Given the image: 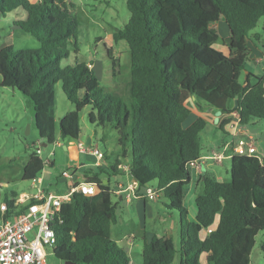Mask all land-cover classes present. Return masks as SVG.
I'll return each instance as SVG.
<instances>
[{"label": "trees", "instance_id": "1", "mask_svg": "<svg viewBox=\"0 0 264 264\" xmlns=\"http://www.w3.org/2000/svg\"><path fill=\"white\" fill-rule=\"evenodd\" d=\"M108 3V0H93ZM128 20L112 31L114 42L127 44L130 64L126 91L129 106L105 90L85 61L62 65L70 45L76 47L79 23L72 0H0V15L23 11L14 19L39 47L0 48V87L17 89L30 99L34 125L42 143L77 139L79 112L90 107L91 124L112 125L118 133L120 154L107 165L85 170L82 179L98 184L86 196L72 192L53 216L54 255L61 264H128L124 249L110 236L116 220L110 178L125 172L136 188L154 182L162 188L166 211L180 217V240L153 235L143 244L142 264H251L256 235L264 236V162L234 154L229 180L200 175L202 191L194 198L195 216L185 206L190 184L187 165L202 153L200 132L205 120L188 123L193 98L222 113L238 111L242 124L264 122V76L240 81L247 57L246 38L264 18V0H126ZM223 18L228 29L225 54L214 46L218 34L212 23ZM60 82L75 109L55 118V91ZM236 101V103H235ZM123 165L127 170H123ZM34 152L23 166L22 178L31 180L43 170ZM12 193L7 200L11 207ZM205 236L200 231L216 219ZM264 251V244L261 245ZM205 255L204 262L201 256Z\"/></svg>", "mask_w": 264, "mask_h": 264}, {"label": "rangeland", "instance_id": "2", "mask_svg": "<svg viewBox=\"0 0 264 264\" xmlns=\"http://www.w3.org/2000/svg\"><path fill=\"white\" fill-rule=\"evenodd\" d=\"M72 1L76 2L74 11L79 23L77 45L76 47L69 46L70 54L68 58L62 60V65L74 64L79 61L87 62L105 90L113 93L129 106L130 99L126 91V84L130 76L129 50L124 41L114 42L111 34L113 29L121 28L128 20L129 12L126 8V0H108L109 4L93 0ZM260 20H264V18ZM214 29L216 32L218 31L216 26ZM7 44L22 49L39 47V42L33 36L21 28L9 26L6 20L0 18V48ZM214 46L219 47L218 42ZM250 64L252 62L247 60L245 69ZM243 80L244 72L240 76V81L243 82ZM74 109V104L66 98L60 82H58L55 91L56 121ZM89 111L91 108L85 107L79 112L80 134L77 139L59 138L58 127H56V141L60 144L53 143L44 146L34 125V113L30 99L15 88L0 87V201L4 198L9 199L12 190L29 191V180L22 178L23 161L29 158L37 146L41 148L40 157L43 160L48 156L52 160L51 165L44 164L40 173L43 180L42 186L57 194L63 193L68 183V180L60 175L62 170L73 173L97 167L94 165L95 157L81 151L78 148V142L87 148L96 146L98 150L109 156L110 161L119 156L117 131L108 123L104 125L91 124L87 117ZM248 124L251 129L258 130L259 133L263 132L262 125L264 123L262 120L255 119L254 123L249 122ZM206 130L209 131L208 128ZM200 135L203 143L202 150L213 145L212 140H208L204 132H201ZM102 160L105 163L108 162L104 157ZM229 165L230 160L225 159L223 165H215L212 162L211 167L217 171V176L220 179L229 180ZM198 181H200V177H198ZM150 185L155 186L154 182ZM185 194L186 203L193 210L194 193L186 190ZM162 200L165 201L164 198ZM171 213L177 215L176 211H171ZM188 216L190 217V215ZM150 225L151 223L147 219V228H150ZM128 227L135 232L139 231V220L136 216L130 220ZM255 239L256 244L250 259L252 261L253 257L257 256L258 264H264V251L261 248V245L264 244L262 232H258ZM175 241L178 246L177 240ZM201 259L204 261V255ZM47 264H61V262L51 254L47 257Z\"/></svg>", "mask_w": 264, "mask_h": 264}, {"label": "crops", "instance_id": "3", "mask_svg": "<svg viewBox=\"0 0 264 264\" xmlns=\"http://www.w3.org/2000/svg\"><path fill=\"white\" fill-rule=\"evenodd\" d=\"M29 1L34 3V2H38L39 0H29ZM73 2L76 5V2L75 1ZM107 4H109V2ZM12 14H14V16H12ZM12 14L9 13L4 17L0 16V18L6 20L8 25L11 26L12 20L21 19L24 17L23 11H15ZM211 25L212 27L216 26L218 30L217 32L219 33V34L217 33L219 47L216 46L215 47L221 50L223 53L228 54L229 50L227 44L230 33L224 19L220 18ZM246 46H247V57L245 63L247 60H249L252 62V64H250V66H248L247 69H245V64H244V70L242 72H244V80L245 77L248 76L249 81L254 82L255 80L251 77V74L254 76H264V20H259L255 28H253L250 31L248 37L246 38ZM244 80L242 83H244ZM186 104L190 109V115H189L190 119L188 123H190L197 117H202L205 120L206 124L201 132H204L207 135V139L212 140L213 142L212 146L205 147L202 150L201 152L202 154H206L212 149L219 148L229 140L230 134L227 124L230 120L229 115L232 112L222 113L214 109L213 107L209 106L205 102H201L200 107H198L194 104L193 98H188L186 100ZM254 121L255 119L252 120L251 122L254 123ZM207 128L209 129V131L206 130ZM242 128L243 131H245L246 133L245 134L240 133L239 137L247 138V136H253L256 141V148L258 152L261 155H264V125H262L263 132L260 133L258 132V130L255 131L254 129H251L249 127V124H243ZM200 140H201V135H200ZM201 144H203L202 141ZM28 159L23 161V166L28 161ZM211 164L212 162L207 161L202 166L201 172L198 176L194 171L192 170L190 171V184L187 190L193 191L194 193L193 200L195 196L202 191V183L201 181H198V177L200 175L206 173L212 176V174H214L215 178L220 179V177L217 176V171H214L212 169ZM94 165H102L103 167H106L107 163H105L102 159L96 160L95 158ZM215 165H223V163L215 164ZM84 171H76L74 173L78 178H82L81 175ZM110 182L112 189V200L116 206V211H115L116 220L110 226V236L124 249L128 257V261H129L128 264H142L143 244L145 242H149L153 237V235L169 236L173 239L174 245L176 246L175 240H177V245H178L180 240V217L178 216V214L174 215L173 213H169L168 211H166L164 207V203H162L165 201L162 200V198H159L158 200H151L146 198L143 199V198L127 197L126 192L123 190V188L117 189L120 185L122 187H125L127 184H133V186L136 188L133 179L126 172L121 175L112 176L110 178ZM67 185L68 184H66V189L68 187ZM117 190H119V192H117ZM33 191L34 188L30 183L29 191L22 190L20 192H17L15 190H12L10 191V197L12 193L15 194L13 196V199H15L21 192L32 193ZM7 200H8L7 198H4L0 202ZM185 204L188 210V214L190 215V218H194L196 211L195 205L193 210L190 207H188L186 203V194H185ZM135 216L139 220V231L137 232H135L133 229H129L128 227L130 220H132ZM147 219H149L151 223L150 228H147L146 226ZM217 219L218 217H216L215 221L210 226L200 231V235L202 237L208 234L212 229L216 228ZM130 236L133 237L132 239L129 240ZM201 261L204 262L202 259ZM176 263L178 264V255L174 257L171 264H176ZM251 264H258L257 256L253 257Z\"/></svg>", "mask_w": 264, "mask_h": 264}, {"label": "built area", "instance_id": "4", "mask_svg": "<svg viewBox=\"0 0 264 264\" xmlns=\"http://www.w3.org/2000/svg\"><path fill=\"white\" fill-rule=\"evenodd\" d=\"M229 118L227 124L229 140L219 148L201 154L191 161L187 165L189 171H194L198 176L207 161L222 164L234 154L254 156L260 162H264V155L258 152L254 137H239L240 133L246 132L243 131L238 111H233ZM54 143L60 144L57 141ZM78 148L94 156L96 160L104 157L103 152L96 146L87 148L78 142ZM41 152L39 146L34 150L39 157ZM42 161L43 164L49 165L52 162L49 156ZM122 168L127 170L126 165ZM60 175L68 180V187L63 193L57 194L45 189L39 174L30 180L34 188L32 193L21 192L13 199L11 207L8 201L0 202V264H47V257L52 254L56 242V233L51 226L53 216L60 210L61 205L69 200L72 192L78 191L86 196H92L99 190L96 182L78 178L74 172L62 170ZM120 188H123L127 197L158 200L162 196V188L152 185L135 188L133 184H127L125 187L120 185L117 189ZM132 237L130 236L129 240Z\"/></svg>", "mask_w": 264, "mask_h": 264}, {"label": "water", "instance_id": "5", "mask_svg": "<svg viewBox=\"0 0 264 264\" xmlns=\"http://www.w3.org/2000/svg\"><path fill=\"white\" fill-rule=\"evenodd\" d=\"M12 27L13 28H20V26H18V25H12ZM235 103H236V101H235ZM44 146H46V143H42Z\"/></svg>", "mask_w": 264, "mask_h": 264}]
</instances>
